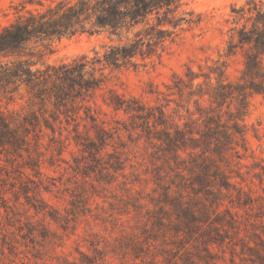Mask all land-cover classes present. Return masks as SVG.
<instances>
[{
	"label": "rangeland",
	"instance_id": "374dc122",
	"mask_svg": "<svg viewBox=\"0 0 264 264\" xmlns=\"http://www.w3.org/2000/svg\"><path fill=\"white\" fill-rule=\"evenodd\" d=\"M23 1L0 0V28L26 11L43 9ZM246 1L194 0L201 24L159 57L104 69L102 89L83 101L106 129L103 142L93 130L86 133L81 119L78 135L64 122L61 134L40 133L42 212L35 213L22 195L15 201L6 194L0 264H264V95L246 96L245 113L235 118L242 140L229 116L237 115L240 95L211 103L207 96L189 95L202 76L191 88L182 83L188 70L203 74L208 67L223 69L225 83L239 81L249 51L236 47L229 54L236 43L229 29L231 9ZM104 42V36L63 38L32 60L40 67L93 57L103 52ZM259 61L264 70V55ZM111 96L131 110L115 111L106 104ZM14 97V102L2 99L0 109L39 114L23 89ZM199 113H213L231 133L218 152L213 146L203 152L200 142L189 139L205 130ZM176 129L186 140L173 146L168 135ZM90 142L99 150L84 149ZM22 163L0 162L18 180L26 175L36 180Z\"/></svg>",
	"mask_w": 264,
	"mask_h": 264
},
{
	"label": "trees",
	"instance_id": "16d2710c",
	"mask_svg": "<svg viewBox=\"0 0 264 264\" xmlns=\"http://www.w3.org/2000/svg\"><path fill=\"white\" fill-rule=\"evenodd\" d=\"M44 1H23L22 5L35 4L43 9L26 11L0 28V102L2 99L14 102L15 94L23 89L28 104L39 106V114L31 111L20 115L15 110L0 109V162L4 158L13 167L21 159L22 167L31 170L37 178L34 180L26 175L25 179L18 180L7 165L0 164V208L5 211L10 200L6 194L10 193L15 201L22 195L35 213L42 212L38 157L41 155L40 133L44 129L50 130L53 136L56 132L61 134L66 128L64 122L67 126L72 124V130L78 135V119H81L87 123L84 125L87 134L91 129L99 143L104 141L106 129L92 113V108L83 104L88 96L102 89L104 69L136 67L135 60L138 58L159 57L185 32L199 26L203 18L191 6L194 0H55L46 7ZM231 14L233 26L229 31L233 34L230 39L236 40V43L229 45V54L236 47L247 46L249 51L244 55V68L239 81L225 83L223 69L208 67L209 71L203 74L188 70L182 83L191 88L194 81L202 76V83L208 89L203 90V84L197 83L196 89L191 90L189 95L207 96L211 103L216 102L217 97L240 95L237 115H229L230 120L235 121L245 113L246 96L264 95V70L259 61L264 55V5L247 0L242 7L232 8ZM82 35L104 36L107 42L102 45L103 52H94L93 57L81 55L58 64L42 63L40 67L32 60L34 56L49 51L54 41ZM106 104L115 111L128 113L131 110L117 96H111ZM48 105L50 108H47ZM81 109L84 116L79 114ZM198 119L202 120L205 130L197 133L198 139H189L200 142L199 148L203 152L211 146L218 152L231 133L221 129L220 121L213 113H199ZM232 128L243 140L236 121ZM185 140V132L180 129L168 135V141L173 146ZM88 146L84 149L99 150L96 142H90ZM19 166L17 163L16 167ZM226 184L229 186V183ZM50 216L58 220V217ZM232 221L235 220L232 218Z\"/></svg>",
	"mask_w": 264,
	"mask_h": 264
}]
</instances>
